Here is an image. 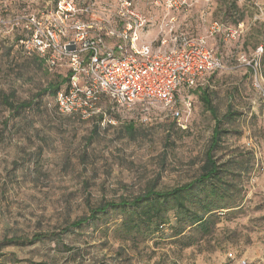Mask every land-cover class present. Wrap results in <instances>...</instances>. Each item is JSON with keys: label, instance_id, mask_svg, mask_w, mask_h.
I'll list each match as a JSON object with an SVG mask.
<instances>
[{"label": "rangeland", "instance_id": "1", "mask_svg": "<svg viewBox=\"0 0 264 264\" xmlns=\"http://www.w3.org/2000/svg\"><path fill=\"white\" fill-rule=\"evenodd\" d=\"M59 1L0 0V264H264V52L259 64L254 59L255 49L264 47V0H228L241 10H228L223 0H176L173 8L169 0H131L148 21L145 41L158 44L164 23L173 19L177 33L206 35L222 58L223 67L203 87L219 115L229 104L241 112L237 122L225 125L232 132L219 151L225 159L244 153L250 160L239 210L221 212L214 231L188 247L174 242L169 225L125 239L115 212L48 239L3 242L59 233L103 202L152 183L163 188L191 179L213 133L215 121L197 87L181 89V98L189 92L192 97L183 125L160 106L127 108L101 97L91 114L70 115L57 109L49 92L37 96L56 74L46 75L16 36L28 35L25 25ZM75 1L82 6L91 0ZM240 15L243 20L234 23ZM214 22L238 33L212 34ZM12 91L33 105L11 113L2 97Z\"/></svg>", "mask_w": 264, "mask_h": 264}, {"label": "built area", "instance_id": "2", "mask_svg": "<svg viewBox=\"0 0 264 264\" xmlns=\"http://www.w3.org/2000/svg\"><path fill=\"white\" fill-rule=\"evenodd\" d=\"M175 3L169 0L170 7ZM36 19L25 25L30 34L21 42L50 69L67 71L68 83L56 95L65 114H91L101 97H109L127 108L163 107L183 125L192 97L189 92L181 98V89L203 85L223 67L206 35L177 33L173 19L164 23L158 44L145 41L148 21L131 0H91L82 6L60 0ZM220 31L234 37L238 28L214 22L211 33ZM263 52V45L255 49V64Z\"/></svg>", "mask_w": 264, "mask_h": 264}, {"label": "trees", "instance_id": "3", "mask_svg": "<svg viewBox=\"0 0 264 264\" xmlns=\"http://www.w3.org/2000/svg\"><path fill=\"white\" fill-rule=\"evenodd\" d=\"M223 1L228 10L231 8L241 10L236 1L231 3H228V0ZM243 17L240 15L233 22L237 24L243 20ZM28 33L30 34L29 31ZM28 35L25 36L23 33L16 36V39L21 41ZM28 53L33 56V62L38 67L44 68L46 75L56 74L54 81L47 77L43 92L38 93L37 96L49 92L54 97L57 109L60 110L56 95L67 85L69 75L65 70L50 69L38 53ZM206 85H198L196 90L205 107L210 111L215 124L199 172L191 179L163 188H158L152 183L129 197L122 196L119 201L103 202L91 208L88 216H81L64 225L59 233L37 232L31 237L14 235L6 237V241L3 242L26 243L48 239L70 232L81 227L89 219H95L99 214L108 215L109 212H115L121 216L117 228L125 239L148 237L165 225H169L170 237L182 247L194 245L211 234L220 222L221 212H234L242 207L246 199L242 182L244 174L249 172L250 160L244 157V153L240 155L242 158L232 154L227 159L219 154V151L224 148L226 136L232 132L225 125L237 122L241 112L234 110L233 105L229 104L227 110L219 115L211 95L203 87ZM2 102L6 109L16 115L33 105V100H18L15 97V91L4 94ZM70 115H75V112Z\"/></svg>", "mask_w": 264, "mask_h": 264}]
</instances>
